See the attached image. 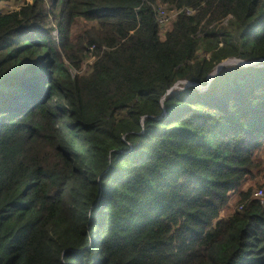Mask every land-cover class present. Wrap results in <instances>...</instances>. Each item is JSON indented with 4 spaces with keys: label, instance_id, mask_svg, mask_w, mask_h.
<instances>
[{
    "label": "trees",
    "instance_id": "1",
    "mask_svg": "<svg viewBox=\"0 0 264 264\" xmlns=\"http://www.w3.org/2000/svg\"><path fill=\"white\" fill-rule=\"evenodd\" d=\"M261 164L264 0H0V264H264Z\"/></svg>",
    "mask_w": 264,
    "mask_h": 264
},
{
    "label": "rangeland",
    "instance_id": "2",
    "mask_svg": "<svg viewBox=\"0 0 264 264\" xmlns=\"http://www.w3.org/2000/svg\"><path fill=\"white\" fill-rule=\"evenodd\" d=\"M28 1L31 3V0H28ZM18 6H19V4H16L15 2H9L8 4H5L3 7H1V10L2 11H4V10L17 11L19 9ZM155 12H156V15H157V21L159 20V22L162 23L160 25V28H159V30H160L159 36L162 39L164 34H165V32H166V30L169 28L171 20H172V17L174 16L173 14H175V13H174V11H171V10L167 11L165 8H160V7L157 8V9L155 7ZM186 12L187 13H192L193 11L187 9ZM232 23H234V21L231 18H227L225 20L220 21V25L219 26H223L225 28H229V27L233 28L232 27ZM78 30H79V28L74 27L72 36L77 34ZM53 34H55V32ZM93 60H94L93 57L88 56L86 58V60L83 62L78 74L84 75V74L88 73L90 71V66H91ZM238 64H239V62H237V61L234 62V61L227 60V62L224 63V65H222L219 68L217 73L224 66L238 65ZM240 65H242V63ZM70 72L73 75L77 74V71L72 70V69L70 70ZM177 87H178V85L176 86V88ZM260 158H261V155L259 154L257 159L259 160ZM248 188L252 189V191H253L252 192V197H254L253 196L254 192L260 191L261 194L258 196V198L259 199H263L264 198V165L263 164H261L260 166L256 167L255 169H253L252 172L250 173V175H248L245 178V181H244L243 185L241 186V190L240 191L243 192L244 190H246ZM238 193L239 192H237V191H231V193L229 195V201L227 203V206L224 209H222L220 211V213H219V219L226 218L233 211H235L237 209L236 206H237V202H238ZM262 201L263 200H261V202Z\"/></svg>",
    "mask_w": 264,
    "mask_h": 264
},
{
    "label": "water",
    "instance_id": "3",
    "mask_svg": "<svg viewBox=\"0 0 264 264\" xmlns=\"http://www.w3.org/2000/svg\"><path fill=\"white\" fill-rule=\"evenodd\" d=\"M227 61H224L223 63H220L219 65H217L216 69L214 70V72L211 74V76L209 77L208 79V83L209 81L216 75L217 71L219 70V68L224 65V63H226ZM240 63H242L241 61H238ZM242 64H245V63H242ZM248 65V64H247Z\"/></svg>",
    "mask_w": 264,
    "mask_h": 264
},
{
    "label": "built area",
    "instance_id": "4",
    "mask_svg": "<svg viewBox=\"0 0 264 264\" xmlns=\"http://www.w3.org/2000/svg\"><path fill=\"white\" fill-rule=\"evenodd\" d=\"M174 13L176 14V12H174ZM173 15H174V14H173ZM158 23H159V25L162 24V23L159 22V20H158ZM260 194H261L260 191H258V192H254V193H253V196H254L253 198H254V199H259L258 196H259ZM260 200H261V199H260Z\"/></svg>",
    "mask_w": 264,
    "mask_h": 264
}]
</instances>
